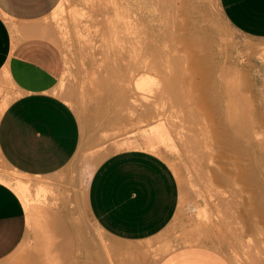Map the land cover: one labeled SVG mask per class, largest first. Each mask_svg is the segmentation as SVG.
<instances>
[{
  "label": "crops",
  "instance_id": "obj_1",
  "mask_svg": "<svg viewBox=\"0 0 264 264\" xmlns=\"http://www.w3.org/2000/svg\"><path fill=\"white\" fill-rule=\"evenodd\" d=\"M61 1L0 0V159L29 178L63 170L81 140L73 109L53 94L65 60L45 21ZM217 2L231 37L223 42L216 35L208 90L201 92L199 108L196 102L193 111L187 106V135L184 145L179 144L185 163L194 166L197 196L235 195L233 174L250 180L244 176L250 172L247 165L264 179V0ZM161 121L166 140L160 155L120 150L93 172L85 205L102 237L87 232L75 236L72 209H66L65 221H56L70 235L57 243L63 257L55 259H78L81 264H233L228 253L233 237L195 242L197 238L163 236L179 215L182 186L162 156L179 151L181 134L176 131L174 136L169 123ZM189 121L200 123L201 130H190ZM235 165L243 167L236 172ZM23 182L31 192L32 185ZM212 182L221 186L218 193H211ZM33 187L35 201L43 202L48 190L40 184ZM30 199L0 173V264L25 239ZM168 246L172 249L155 261L154 255Z\"/></svg>",
  "mask_w": 264,
  "mask_h": 264
},
{
  "label": "rangeland",
  "instance_id": "obj_2",
  "mask_svg": "<svg viewBox=\"0 0 264 264\" xmlns=\"http://www.w3.org/2000/svg\"><path fill=\"white\" fill-rule=\"evenodd\" d=\"M118 1L122 10L127 7L128 19L137 20V40L146 44H137L136 48L142 50L133 52V61L137 63L132 61L133 75L140 67L146 70L136 72L134 83L149 79L155 84L151 87L153 93H138L136 86L130 95L113 91L118 85L121 63L130 61L116 55L111 39ZM60 4L45 21L50 39L65 60L64 74L53 94L73 109L81 140L70 164L44 178L19 175L0 159L2 175L32 185L25 239L1 264H81L78 259H55L61 256L57 243L63 235H70L56 220L64 222L66 209L70 208L75 236L87 232L89 236L102 237L86 210L89 180L97 167L117 151L154 148L160 155L162 143L155 133L149 132V125L161 119L169 123L174 136L178 131L181 134V139L177 137L179 151L162 156L182 186L179 215L163 236L197 238L195 242L217 236L233 237L234 242L228 246L233 264H264V179L253 171L252 165H247L250 172L244 176L250 180L243 182L236 171L243 166L235 165L237 173L234 172L231 183L235 195L197 196L194 166L185 163V154L179 147L184 145L187 135V106L193 111L196 102L199 108L200 94L209 87L216 35L223 42L231 37L217 0H62ZM200 125L189 121L190 130H201ZM35 184L48 190L43 202L35 201ZM208 187L214 190L211 193H218L216 188L221 186L212 182ZM170 249L172 246L155 254V261Z\"/></svg>",
  "mask_w": 264,
  "mask_h": 264
},
{
  "label": "bare ground",
  "instance_id": "obj_3",
  "mask_svg": "<svg viewBox=\"0 0 264 264\" xmlns=\"http://www.w3.org/2000/svg\"><path fill=\"white\" fill-rule=\"evenodd\" d=\"M117 4H119V1L117 2ZM114 13H113V17H117V21H115V23H113V31L111 33V39H112V42L114 43V47H115V51H116V55L120 58L121 56L122 57H128L130 59V61L128 62V64L126 63H121V66H122V69H121V74L119 76V81H118V85H115L114 87V90L113 88L111 87V89L113 91H115L116 93H118L120 90H121V93L125 91L127 93H130L133 92L132 90L135 89L134 87L136 86V89L138 90V93H139V90L143 91L144 92H147L149 93L148 91L151 90V87H153V82L150 81L149 79H145L144 81L142 82H138L136 85H135V77L134 75L136 74V72H138V70L140 71V69H144V68H141L138 69V67L136 68V71L133 75V63H135L133 61L134 57H133V52L135 51V49H138V50H142V48L140 49V47H143L145 46L144 44L142 45V41H139L137 40L138 38V33H137V29L135 26H137V20L135 18L132 17V19H128V17L126 15H128V12H127V7L125 8V10H122L121 8V5L119 4V6L117 7H114ZM126 12V13H125ZM124 15V16H123ZM112 17V16H111ZM112 23V22H111ZM110 23V24H111ZM112 26V24H111ZM139 39V38H138ZM144 42V41H143ZM137 44H141L139 48H136V45ZM138 47V45H137ZM145 49V48H144ZM143 49V50H144ZM147 50L145 49V52ZM144 52V51H143ZM125 59V58H124ZM133 61V63H132ZM137 64V63H135ZM134 64V65H135ZM136 66V65H135ZM138 66V65H137ZM152 69V68H151ZM142 71H146V70H142ZM137 75V74H136ZM155 83V82H154ZM156 88V87H155ZM153 89V88H152ZM155 90V89H154ZM152 93L154 92L153 90H151ZM150 91V93H151ZM142 93V94H143ZM156 93V92H155ZM99 94V93H98ZM134 94V93H133ZM146 94V93H145ZM150 95V94H149ZM124 95H122V98L125 99V97H123ZM135 96V95H134ZM146 97V96H144ZM98 98V97H97ZM181 100V99H180ZM120 103V102H119ZM130 103V102H129ZM93 105V104H92ZM153 107V106H152ZM150 111V110H149ZM148 111V112H149ZM97 112V111H96ZM150 113V112H149ZM150 116V115H149ZM144 117V116H143ZM148 118V117H146ZM150 118V117H149ZM144 122V121H142ZM141 124V123H140ZM143 125V124H142ZM150 127V131L149 132H152V133H155L158 137H159V140L161 143H164L163 141L166 140V138L163 137V127H162V121L159 120L158 123H155L153 125H149ZM131 134V133H130ZM129 134V135H130ZM168 134V133H167ZM166 135V134H165ZM169 135V134H168ZM169 141V140H168ZM166 143V142H165ZM151 152L155 153V154H158L157 150H155L154 148H150ZM257 153V152H256ZM262 153V152H261ZM257 156V155H256ZM263 163V162H262ZM243 171V170H242ZM243 174V173H242ZM236 175V174H235ZM240 175V174H239ZM243 176V175H242ZM239 178V177H238ZM244 178V177H243ZM247 179V178H246ZM236 181V179H235ZM245 181V180H244ZM15 184L17 186H19L23 191L24 193L27 195V196H31V192H30V188L29 186L24 183L23 181L21 180H15L14 181ZM239 182V181H238ZM194 210V208L191 207V211Z\"/></svg>",
  "mask_w": 264,
  "mask_h": 264
}]
</instances>
